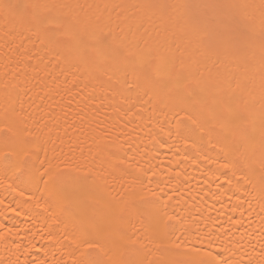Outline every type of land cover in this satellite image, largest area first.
<instances>
[{
	"label": "bare ground",
	"instance_id": "6f19581e",
	"mask_svg": "<svg viewBox=\"0 0 264 264\" xmlns=\"http://www.w3.org/2000/svg\"><path fill=\"white\" fill-rule=\"evenodd\" d=\"M22 2L0 0V127L11 128L0 156L13 153L0 161V264H72L82 232L132 264H264V0H40L85 41L103 35L209 96L198 149L176 136L168 101L4 7ZM213 112L238 113L255 141L231 169L209 143ZM17 162L49 169V188L17 178ZM53 187L69 196L56 224L43 211Z\"/></svg>",
	"mask_w": 264,
	"mask_h": 264
},
{
	"label": "snow or ice",
	"instance_id": "6c2138e0",
	"mask_svg": "<svg viewBox=\"0 0 264 264\" xmlns=\"http://www.w3.org/2000/svg\"><path fill=\"white\" fill-rule=\"evenodd\" d=\"M4 7L14 11L22 24L26 25L29 30L44 36L52 46H63L69 51H79L82 48L91 49L95 57L101 62H108L114 72L131 76L134 81L142 82L158 97L168 101L177 117L176 136L183 138L189 147L193 149L199 147L197 139L192 138L194 134H198L199 141H203L212 134L208 122L195 115L197 109L207 108L213 102L212 99L204 93L195 92L190 83L178 79L172 66L157 62L149 56L115 42L108 43L103 35H91L85 41L80 29L73 21L53 14L50 6L41 3L40 0H23L18 5H5ZM212 119L221 129V133L216 143H212L211 140L209 143L214 148L219 146L220 152L226 155L219 167L231 169L238 166L245 152L255 150V141L247 132L244 119L238 113L233 112H229L227 116L221 112H213ZM183 121H187V124L181 126ZM10 131L11 128L8 125L0 127V142L7 143ZM261 135L264 137V129ZM12 155L11 151L5 150L0 156V161L7 164ZM41 165H43L42 161ZM16 174H19L17 178L28 175L29 179L35 183L44 184L46 189L49 188L52 180V173L49 169L42 166L36 169L35 175H32L27 171L23 162H17L14 170V175ZM8 186L13 187L12 184ZM50 194L55 199V206L46 207L43 211L47 212L52 223L56 224L59 216L55 213L57 210L63 212L66 204L69 203V196L64 190H57L55 187L51 189ZM28 198L31 199L30 196ZM104 239L103 236H92L88 232L74 236L72 242L76 246V251L72 264H132L123 258L113 259L109 253L115 255L119 244L116 241L106 243L103 242ZM135 264H141V262L136 261ZM207 264H212V261H208Z\"/></svg>",
	"mask_w": 264,
	"mask_h": 264
}]
</instances>
